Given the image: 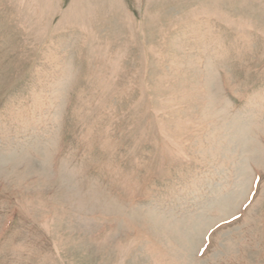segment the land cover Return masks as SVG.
<instances>
[{
    "label": "rangeland",
    "instance_id": "374dc122",
    "mask_svg": "<svg viewBox=\"0 0 264 264\" xmlns=\"http://www.w3.org/2000/svg\"><path fill=\"white\" fill-rule=\"evenodd\" d=\"M0 264H264V0H0Z\"/></svg>",
    "mask_w": 264,
    "mask_h": 264
}]
</instances>
